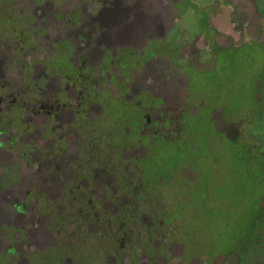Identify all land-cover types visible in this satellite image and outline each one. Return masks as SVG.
I'll return each instance as SVG.
<instances>
[{
	"label": "rangeland",
	"instance_id": "obj_1",
	"mask_svg": "<svg viewBox=\"0 0 264 264\" xmlns=\"http://www.w3.org/2000/svg\"><path fill=\"white\" fill-rule=\"evenodd\" d=\"M262 159L264 0H0V264H264Z\"/></svg>",
	"mask_w": 264,
	"mask_h": 264
},
{
	"label": "trees",
	"instance_id": "obj_2",
	"mask_svg": "<svg viewBox=\"0 0 264 264\" xmlns=\"http://www.w3.org/2000/svg\"><path fill=\"white\" fill-rule=\"evenodd\" d=\"M80 74L81 73H78V75L80 76ZM16 102H18V100H16ZM34 104L35 103H37L38 102V107H39V109L37 110V111H39V112H45V113H47V114H49L50 113V106L46 103L45 104V102H40L39 100H33L32 101ZM31 103V102H30ZM18 104V108H21L22 106H23V103H21L20 101H19V103H17ZM49 112V113H48ZM257 114V113H256ZM247 149V148H246ZM248 152V151H247ZM249 158H256V157H249ZM262 165L264 164V159H262V163H261Z\"/></svg>",
	"mask_w": 264,
	"mask_h": 264
},
{
	"label": "flooded vegetation",
	"instance_id": "obj_3",
	"mask_svg": "<svg viewBox=\"0 0 264 264\" xmlns=\"http://www.w3.org/2000/svg\"><path fill=\"white\" fill-rule=\"evenodd\" d=\"M9 104L12 105V104H17V103H16V101H12V102H10ZM48 113H49V112H48Z\"/></svg>",
	"mask_w": 264,
	"mask_h": 264
}]
</instances>
